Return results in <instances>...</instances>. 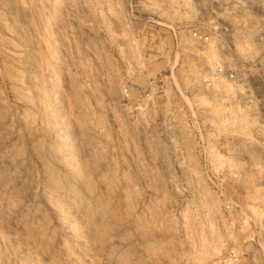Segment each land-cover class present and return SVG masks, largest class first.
Listing matches in <instances>:
<instances>
[{
    "label": "rangeland",
    "instance_id": "1",
    "mask_svg": "<svg viewBox=\"0 0 264 264\" xmlns=\"http://www.w3.org/2000/svg\"><path fill=\"white\" fill-rule=\"evenodd\" d=\"M243 245L264 264V0H0V264Z\"/></svg>",
    "mask_w": 264,
    "mask_h": 264
},
{
    "label": "built area",
    "instance_id": "2",
    "mask_svg": "<svg viewBox=\"0 0 264 264\" xmlns=\"http://www.w3.org/2000/svg\"><path fill=\"white\" fill-rule=\"evenodd\" d=\"M192 36L195 38V39H198V40H205L206 37L203 36V35H200L199 33L197 32H193L192 33ZM214 75L217 77L216 79L218 78H221V77H226V75L229 76V78H232V75H231V72L230 71H226L223 67L219 66ZM250 222V221H249ZM255 237V235H253L252 233L250 234V240L253 241V238ZM244 242V241H243ZM245 247V245H243L242 247H232V248H229L225 251L224 255H223V259H222V263L221 264H239V260H240V256H241V253L243 252L242 250H244L243 248Z\"/></svg>",
    "mask_w": 264,
    "mask_h": 264
},
{
    "label": "bare ground",
    "instance_id": "3",
    "mask_svg": "<svg viewBox=\"0 0 264 264\" xmlns=\"http://www.w3.org/2000/svg\"><path fill=\"white\" fill-rule=\"evenodd\" d=\"M210 57H214V56H210ZM74 153V152H73Z\"/></svg>",
    "mask_w": 264,
    "mask_h": 264
}]
</instances>
